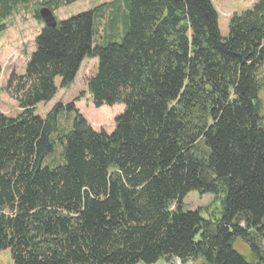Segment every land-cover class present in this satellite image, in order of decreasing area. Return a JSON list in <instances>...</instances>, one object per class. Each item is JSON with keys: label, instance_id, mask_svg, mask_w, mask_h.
<instances>
[{"label": "trees", "instance_id": "trees-1", "mask_svg": "<svg viewBox=\"0 0 264 264\" xmlns=\"http://www.w3.org/2000/svg\"><path fill=\"white\" fill-rule=\"evenodd\" d=\"M26 2L0 0V33ZM120 5L118 42L95 39L93 11L46 28L35 6V51L6 87L20 113L0 112V251L13 264H264V0L233 13L225 37L211 0ZM85 58L97 59L92 105L124 106L111 133L94 131L74 102L35 114ZM71 112L66 130L59 115ZM193 191L221 198L218 219L182 209Z\"/></svg>", "mask_w": 264, "mask_h": 264}, {"label": "rangeland", "instance_id": "rangeland-1", "mask_svg": "<svg viewBox=\"0 0 264 264\" xmlns=\"http://www.w3.org/2000/svg\"><path fill=\"white\" fill-rule=\"evenodd\" d=\"M257 0H211L214 9L218 15V28L221 36L227 35L228 20L233 13H240L249 9ZM41 0H27L25 4L17 5L6 20V29L0 33V112L9 117H14L20 113L17 102L7 92V83L12 74L23 75L25 67L30 56L35 51V38L40 34L43 25L34 19L36 7L38 10ZM121 0H78L70 5L61 6L53 12L55 18L59 21L68 19L82 12L93 11V33L95 39L103 40V32L106 39L118 42L123 36L125 22L123 9L120 5ZM38 5V6H37ZM36 6V7H35ZM113 11L115 18L111 21V28L105 26ZM97 59L85 58L69 86L61 88L60 79H55L57 92L47 103H40L36 106L35 114L44 118L56 103L62 105L74 102L75 108L86 120L87 124L94 131H105L111 133L114 129V119L123 112L122 104L112 106L103 105L94 107L86 91L87 80L92 77L96 70ZM259 78H264V67L259 72ZM261 104V117L264 123V82L259 92ZM60 126L66 130L72 127L74 113H62L59 115ZM55 151L60 152V146ZM59 152L51 155L43 161V166L52 161L59 160ZM59 162L58 164H61ZM57 165V164H55ZM54 166V165H51ZM207 212L201 215L205 219H214L220 217L221 198H215L212 194H198L189 192L183 200L182 209L184 211H193L197 208H207ZM258 247L263 251L264 259V240L258 239ZM235 251L244 257L247 262H251L250 248L237 240L234 244ZM0 264H13L9 249L0 251ZM143 264V263H138ZM154 264H176V262L167 263L160 259ZM198 264V263H197Z\"/></svg>", "mask_w": 264, "mask_h": 264}, {"label": "water", "instance_id": "water-1", "mask_svg": "<svg viewBox=\"0 0 264 264\" xmlns=\"http://www.w3.org/2000/svg\"><path fill=\"white\" fill-rule=\"evenodd\" d=\"M38 16L43 22L46 28H55L57 25V19L55 18L53 12L46 6H43L38 11Z\"/></svg>", "mask_w": 264, "mask_h": 264}, {"label": "built area", "instance_id": "built-area-1", "mask_svg": "<svg viewBox=\"0 0 264 264\" xmlns=\"http://www.w3.org/2000/svg\"><path fill=\"white\" fill-rule=\"evenodd\" d=\"M176 262V264H181L179 261H175Z\"/></svg>", "mask_w": 264, "mask_h": 264}, {"label": "crops", "instance_id": "crops-1", "mask_svg": "<svg viewBox=\"0 0 264 264\" xmlns=\"http://www.w3.org/2000/svg\"><path fill=\"white\" fill-rule=\"evenodd\" d=\"M171 261L167 262V263H170Z\"/></svg>", "mask_w": 264, "mask_h": 264}]
</instances>
